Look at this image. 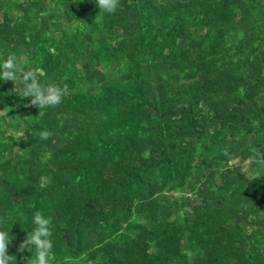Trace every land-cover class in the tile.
<instances>
[{
  "label": "trees",
  "instance_id": "16d2710c",
  "mask_svg": "<svg viewBox=\"0 0 264 264\" xmlns=\"http://www.w3.org/2000/svg\"><path fill=\"white\" fill-rule=\"evenodd\" d=\"M9 53L70 90L41 116L0 82L15 264L37 211L53 264H264V0H0Z\"/></svg>",
  "mask_w": 264,
  "mask_h": 264
},
{
  "label": "clouds",
  "instance_id": "9594fccd",
  "mask_svg": "<svg viewBox=\"0 0 264 264\" xmlns=\"http://www.w3.org/2000/svg\"><path fill=\"white\" fill-rule=\"evenodd\" d=\"M95 5L105 14H114L120 5V0H95ZM42 70L35 67H26L25 63L15 54L9 53L6 58H0V82H12L17 87L23 98H28L31 106L39 109V114L44 115L43 109L60 105L63 98L70 94L67 84L56 83L42 84L40 76ZM41 140H48L53 133L47 129L36 133ZM260 162H264V152H258ZM40 186L46 187L52 180L50 176L40 178ZM34 227L27 232L25 238L18 245V252L33 253L26 258V264H53L56 257L53 253V224L52 218L46 217L37 211L32 217ZM13 240L9 229L0 228V264H15L14 256L8 254V247ZM70 258L65 259L68 264Z\"/></svg>",
  "mask_w": 264,
  "mask_h": 264
}]
</instances>
